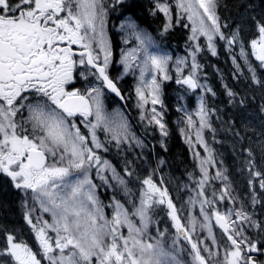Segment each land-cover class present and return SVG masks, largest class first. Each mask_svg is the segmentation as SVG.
Returning a JSON list of instances; mask_svg holds the SVG:
<instances>
[{
    "label": "snow or ice",
    "instance_id": "1",
    "mask_svg": "<svg viewBox=\"0 0 264 264\" xmlns=\"http://www.w3.org/2000/svg\"><path fill=\"white\" fill-rule=\"evenodd\" d=\"M177 8L192 22L190 40L197 43L189 53L187 75L181 67H188L186 59H177L175 82L189 89L212 92L198 82V38L207 39V47L215 56L214 38L225 41L231 50L239 40V28L231 35L221 30L217 0H177ZM156 9L169 19L166 31L171 26L169 6L157 0ZM105 16L102 0H0V175L25 195L30 192L42 213L35 219L34 210L24 213L35 236L36 251L11 232L0 229V264H264L259 258L264 255L259 246L264 243V224L243 208L222 212L214 206L215 191L212 198L206 195L211 180L222 182L221 201L231 197L232 189L226 170L218 169L215 176L209 173L215 160L203 136V130L211 127L203 97L195 113L199 127L192 114L186 113L188 129H195L196 143L207 153L206 157L194 153L200 178L190 174L198 191L187 201L193 206L199 203L202 221L191 215L187 223L183 221L168 189L154 182L155 170L142 180L137 177L141 185L137 197L129 187L133 162L126 161L119 172L99 154L108 149L98 138L97 129H103L109 137L107 143L114 141L118 149L123 144H141L119 112L112 116L105 112V89L124 99L108 72L113 52L105 31ZM137 27L130 19L121 24V30L134 37L137 46L122 51L119 63L123 74L139 70L137 106L143 110L149 102L153 105L150 116L142 111L141 118H148L167 136L162 114L155 105L163 106L162 82L172 79L167 72L170 57L150 51L151 37ZM255 29L258 35L250 41L251 54L264 68V21L256 20ZM124 43H128V38ZM240 56L252 73L253 83L264 87V81L257 78L256 69L248 62L243 45ZM233 63L239 70L235 57ZM146 73L151 74L150 80ZM77 75L88 82L84 90L72 87ZM89 77H94L95 83ZM228 94L234 95L231 91ZM260 112L264 113V106ZM76 116L82 117L87 134L71 119ZM181 132L193 144L190 132ZM245 151L251 156L250 150ZM93 169L103 185L123 192L130 207L115 196L110 204H102L98 186L90 176ZM252 175L261 177L262 173ZM188 187L184 185L186 190ZM260 188L264 189V178L260 179ZM259 202L253 193L252 203ZM105 207L112 209L110 216ZM159 212H166L171 221L175 236L171 244L165 240L168 230L158 227ZM43 214L50 219H44ZM213 220L223 240L217 239ZM154 224L156 236L151 234ZM197 227L207 232L205 239L196 238ZM248 228L258 230L262 239L250 238L246 234ZM181 240L187 242V249L178 247ZM185 251L190 262L180 258Z\"/></svg>",
    "mask_w": 264,
    "mask_h": 264
},
{
    "label": "rangeland",
    "instance_id": "2",
    "mask_svg": "<svg viewBox=\"0 0 264 264\" xmlns=\"http://www.w3.org/2000/svg\"><path fill=\"white\" fill-rule=\"evenodd\" d=\"M111 0H102V4L105 7L106 11V16H105V31L107 34V38L111 44L112 47V61L109 64L108 72L113 73V76H110L115 80L117 83V86L120 88L121 92H123L124 99L122 101L126 102L127 105H123L122 101L119 100L117 97L114 95H107V91L104 90V94L102 96L103 102H104V107H105V112L109 114L110 116L114 115L115 113L119 112L123 119L127 122L129 126V131L132 133L137 140L141 142L140 145L136 143H132L131 145L129 144H123L119 149L116 147L115 142L113 141L112 143H107V140L109 139L108 135L103 131V129H97V136L98 138L105 143V146L107 149H109L112 145H114V149H117L119 151L120 157L122 158V167L125 166L126 161H132L133 163L130 165V167H135L138 163L142 162L145 157V153H147L148 147L146 142H144V138L137 130V127L134 124L133 119L129 118V114L127 111V108L129 105L132 104L137 110V117H139V123L142 124L144 127L147 128H153L156 131H159V127L155 124L149 123L148 118L142 119V111L147 112L150 116L151 113V108L153 105L149 102L147 105H145V108L142 110L140 109L138 105V97L136 96V86L139 82L140 78V72L138 69H134L133 71L128 72L127 74H123V66L119 63L121 59V53L122 51H127L131 48H134L137 46V41L135 40L134 37H128V33L125 31L121 30V24L124 23L127 20H132L133 22L136 23L137 30L138 31H143L146 32L152 39V47L150 48V51H154L157 54L160 55H167L170 57L168 66H167V72L169 76L172 77L171 80L174 81V84L176 86L175 90H173V95L175 96V107L177 109L178 113V119L176 121L177 124V129L179 133L182 136V140L186 143L187 147L189 148V152H191L192 158L195 161L194 164H196L197 170L193 173H191V177H195V179L200 178V171H199V161L198 159L194 156L195 152H199L201 157H206L207 153L205 152L204 148L201 147L198 143H196V137H195V129H188V126L186 124V113L192 114L193 119L196 121V127H199V118L195 115V113L198 111V105L200 102V98L203 97V100L205 102V106L208 109L209 115H208V122L210 123L211 127L210 128H205L203 130V136L204 140L208 144L209 148L212 150V154L215 160V167L209 166V173L211 176H215V173L218 169H223L226 170V175L228 176V182L231 185V197H225L224 200H219L220 196V190L222 188V182L219 180H211L206 187V195L209 198L213 197V192L215 191L216 193V200L217 203L214 205L217 207L220 211H226L228 208H232L233 210L235 209H240L243 208L247 212L253 214L254 218L257 219L258 221L264 223V189L260 188V179L264 178V118H263V113L260 112L261 106H249V107H244L241 108L237 114H235L233 111H231L230 106H233L235 109H237L238 106L235 104V93L226 85V83L223 82V80L220 78L224 90H225V95L228 98V103L226 104H221L219 105L218 101V94L214 90L209 78H207L206 75V65L209 64L207 61V57L205 53V47H207V39L204 37V40H200L198 38V43L200 45L201 51L197 53V63L200 65V69L198 72V82L201 85H204L208 88L212 89V92H206L203 88L200 89H189L186 85H178L176 84L175 80L177 78V72H176V61L179 58H185L186 63L188 67L181 66L184 69L183 74L187 75L188 72L190 71V65H191V57L189 55L190 51L194 48L195 44L197 41H192V40H186L183 41V43L178 46L177 44L173 42H161L159 41L156 37L153 36L149 30L141 25L135 18L129 14V13H124L120 17L118 16V23H116V33H117V50L114 49V43L112 41V38L110 36L109 28H108V12L106 10L108 3ZM260 2L261 0H257ZM264 2V0H263ZM159 3H166L169 6V10L171 13V21L170 23H177L179 20L183 19L186 21V23L190 26V37L192 36V22L188 20L187 15L182 13V10L177 8V0H159ZM156 4L157 0H154V7L156 9ZM157 10V9H156ZM253 11V8H252ZM154 14L157 11H153ZM160 12V11H159ZM162 13L164 19H165V24L169 23L168 17L165 16L163 12ZM254 16L255 20H263L264 15L262 13L259 14H253L250 10L245 11L244 14L240 15L245 17L248 16ZM242 20V19H241ZM264 21V20H263ZM220 23V21H219ZM221 24V30L225 33V35H231L233 31H236L238 29V25L235 24L233 27H227L226 25ZM240 36L239 40L237 41L236 44H234L229 50L228 46L226 45V42L223 40H220L218 37L214 38V44L215 41H219L223 43L226 49V53H228L229 60H230V65H232L233 68V74H235V77L239 76L245 78L246 76H250L252 78V73L249 71L248 65L245 63L244 59L241 58L240 56V47L241 45L244 46L247 57H248V62L252 65L253 68L256 69V76L258 79L261 81H264V74L259 70V68L256 66V64H259V61H256L254 56L251 54V48H250V41L252 39H247L249 40L248 43L244 42L241 40L243 34L241 29H239ZM252 32H256L255 26L254 27H248L245 28L244 35L251 34ZM257 35H255L254 38H257ZM125 38H128V43H124ZM208 48V47H207ZM205 56V59H203L202 55ZM233 57L236 58V63L240 65V69L238 70L236 68V65L233 63ZM263 70V69H261ZM109 73V75H111ZM146 78L148 80L151 79V74L146 73ZM246 75V76H245ZM233 77V76H232ZM235 80H239L235 78ZM93 83H95V79L91 78ZM163 81L162 85L164 82ZM242 83L244 82L243 79L240 80ZM87 82L82 84L83 90L87 86ZM257 87V90H254V95L256 97V100L262 99L264 100V87H262L259 84H255ZM123 88V89H121ZM163 87L161 89V99L163 101V106L161 105H155L156 109L158 112H161L162 117H163V122L166 126V116L167 115V106L164 104L165 100L163 98ZM231 91L234 93L233 96H230L228 92ZM214 93V94H213ZM105 95V97H104ZM104 97V98H103ZM255 107V108H254ZM228 108V109H227ZM183 109V110H182ZM224 114V116H223ZM74 119L75 122L77 123V126L80 127L81 131L85 134H87V129L84 127V125L81 123L82 117ZM142 126V127H143ZM142 128L145 130V128ZM167 129V128H166ZM181 129H185L188 132H190L191 137H192V142L195 144V147H193V144H189L186 141L185 135L182 134ZM146 131V130H145ZM147 132V131H146ZM161 133V132H160ZM165 136H163L164 138ZM241 138H245L248 140V146L247 150L251 151V156H249L248 151H246L247 157L245 158L242 156L241 158V164L242 168L239 169L236 166H233L232 163L234 162V157L236 156V151L233 150L234 145L236 142H241ZM108 152V153H107ZM231 152V153H230ZM104 153H107L108 155H104ZM115 152L111 151H103L101 150L99 154L103 159H106L110 162V164L117 169V171L122 172L117 165L114 164V162L110 159V154H114ZM230 153V154H229ZM244 157V158H243ZM248 161H251V165L248 164ZM257 161V168L259 170H256L254 163ZM242 171L244 172L242 174ZM253 172H260L262 173L261 177H256L253 176ZM246 173H248V176ZM153 173L150 172L149 175ZM110 176L111 173H108ZM90 176L92 177L93 183L96 184V180L102 182L96 175V170L93 169L90 172ZM154 176V175H153ZM188 179L180 183V186L177 191H169V194L171 197L176 198L173 199L174 203L176 204L177 208L181 210L180 214L183 217V221L185 223L188 222L189 216H195L198 221H202V217L200 216V205L197 202L194 206L190 205L187 203L189 200V197H194L196 194V184L195 181L190 178V175H188ZM247 177V181L245 183V178ZM154 182L157 183L158 186L159 183L155 180L153 177ZM0 180H1V189L4 191L7 190V185L6 183L11 181L0 175ZM252 181V184H249V181ZM184 185H188V190L184 188ZM12 186V184H11ZM244 186L246 188H244ZM252 192L250 194L249 190ZM103 188L110 189V195L113 197L115 196L117 199L121 200L122 203H126V206L130 207L129 204H127V197L124 196L122 191L119 190H114V188L107 187L106 185H102ZM129 187L133 190L135 195L138 197L139 195L135 191L134 187L129 184ZM10 191V190H9ZM7 191V192H9ZM12 194L11 196L17 200V205L15 208L17 210H14L16 214V223L13 225L12 221L10 219H7V214H2L4 216V222L7 223V225L2 224L3 222L0 221V229L7 230L14 234L17 237V240H23L26 243L29 244L30 247L33 248L34 251L37 250V244L35 241V236L34 233L31 230V227L26 223L24 220V213L29 210V208H33L35 206V202L32 199V195L29 192L27 195L24 194L22 190H17L13 186L11 187ZM98 191V188H97ZM253 193H255L256 198L259 203L253 204L252 203V196ZM98 195V192H97ZM234 199V203H233ZM30 203V206L27 204ZM7 208V213L10 212L11 208L10 206L6 207ZM12 211V210H11ZM112 209L105 207V213L106 215L111 214ZM160 213V212H159ZM157 215L158 221H159V214ZM42 213H40L38 216H41ZM37 215H34V217H38ZM33 218V219H35ZM44 219H50V216L48 214H43ZM235 219V217H233ZM10 223V226L8 222ZM261 222V223H262ZM165 220H163L160 225H158L159 229L161 231L167 229V235L165 237V240L168 244H171L172 240L175 238L174 236V229H169L166 226H164ZM17 226V228H16ZM171 226V224H169ZM24 228H26L24 230ZM22 231V232H21ZM213 231L216 234V237L218 240H223L224 238L222 237L221 230L215 226L214 220H213ZM256 229L248 228L246 234L252 238V239H257L260 240L262 237L258 238ZM151 234L153 236H156V225L154 224L152 229H151ZM207 237V232L206 231H201L199 227H197V236L196 238L198 239H205ZM0 242H2V234H0ZM209 244H211V241H208ZM181 245V243H179ZM261 246L264 245L260 244ZM222 255V253H221ZM46 263V262H45Z\"/></svg>",
    "mask_w": 264,
    "mask_h": 264
},
{
    "label": "trees",
    "instance_id": "3",
    "mask_svg": "<svg viewBox=\"0 0 264 264\" xmlns=\"http://www.w3.org/2000/svg\"><path fill=\"white\" fill-rule=\"evenodd\" d=\"M120 4L123 5V7L119 9ZM115 10L117 11L115 12ZM249 10L253 14L262 13L264 15L263 0H261L260 2H258L257 0H217V15L219 17L220 23L226 25L228 28L233 27L235 24H237L238 28L241 29L243 34L241 40L247 43L249 41L247 39H253V37H255V35L257 34V32H252L251 34L244 35L245 28L255 26L254 16L251 15L245 18L243 16H240L244 14L245 11H247L248 13ZM153 11H157L154 7V0H125L120 3L115 2L114 8H110L111 23L108 32L110 33V36L114 43V49L117 50L118 47L116 33L117 20L115 19L119 14L124 13L131 14L135 18V20L141 23V25L145 26L149 30V32H151L153 36L161 42H173L180 46L183 41L190 39V26L186 23L185 20L181 19L177 23L171 24V26L165 31L166 24L162 13L158 11L154 14ZM199 39L202 41L204 40V37L200 36ZM215 47L217 52L215 56L211 54V51L207 47H205L204 54H206L207 61L209 62V64L206 65V75L207 78H209L214 90L218 94L217 102L219 103V105L228 103V98L225 95L224 86L220 80L221 78L223 82L226 83V85L235 93V104L240 106L237 109H235L233 106H230L231 111H233L235 114H237V112H239L240 109L244 107H256L258 105L264 106V100H256L254 90H257V86L254 85L252 78L246 75L245 78L240 77V75L235 77V74H233V68L232 65H230L231 62L229 60L228 53H226L227 51L223 43L215 41ZM201 55L203 59L206 60L205 56L203 54ZM256 66L264 74V68H261L259 64H256ZM234 77L239 80H235ZM242 79L244 81L243 83L240 81ZM162 87L163 98L165 100L164 104H166L168 109L167 115H165L168 135L164 138L159 131H156L153 128L144 127L139 123L137 110L134 106H132V104L127 108L128 114L130 116L129 118L133 119L137 130L141 132L145 140L144 142H146L148 147L147 153H145L146 155L144 157V160L138 163L135 167H131V169L134 171V175L130 178V183L134 187L138 195L141 185L137 180V177L142 180L143 178L149 176L150 172L153 173V170H155L153 177L159 183V185L161 184V180H163V183L168 191L172 190L173 192L178 190L180 183L188 179V175H190L192 172L194 173L197 170L191 152H189V148L187 147L184 140H182L183 138L176 128L178 113L174 104L175 96L173 95V90H175L176 88L174 81L169 80L168 82H164ZM123 92L124 90H122V94ZM242 101L243 103H241ZM123 105H127V101ZM142 126L147 132L142 129ZM241 142L242 143L237 141L233 148V150L236 151V156L234 157L235 160L232 165L238 167L239 169L242 168V164L240 162L242 156H244L245 158L247 157L245 150L248 146V140L245 138H241ZM108 151L115 152L112 155L110 154L109 157L114 162V164L117 165L120 170H122L124 167H122V158L120 157V155H118L119 151L117 149H114V145H112L108 149ZM107 153H104V155H108ZM161 161H163V163H161ZM254 166L256 167V170H259L257 168V161H255ZM243 173L244 172L242 171V174ZM246 174L247 175L245 176L249 175L248 173ZM246 181L247 177L245 178V183ZM96 185L98 186L97 192L102 204H110L112 200L110 189L103 188V183L98 180H96ZM244 188L246 187L244 186ZM247 190H249L248 186ZM249 192L250 194H252L250 190ZM172 198L176 200V198ZM7 206L9 207L10 203L7 202L0 191V221L3 222L2 224L7 225V223L4 222V216L2 215L7 214V219H10L12 221V224L14 225L16 223L15 221H17L16 214H14L11 210L9 213H7ZM159 214V221L157 219V221L159 222L158 225H160V223L165 220L164 226H169V224H171V221L167 218L166 212H160ZM18 222L19 221H17V223ZM8 224L10 226L9 222ZM262 224L264 223L262 222ZM257 234L258 238L262 237L258 231Z\"/></svg>",
    "mask_w": 264,
    "mask_h": 264
},
{
    "label": "flooded vegetation",
    "instance_id": "4",
    "mask_svg": "<svg viewBox=\"0 0 264 264\" xmlns=\"http://www.w3.org/2000/svg\"><path fill=\"white\" fill-rule=\"evenodd\" d=\"M123 1H125V0H120V2H123ZM115 2H116V0H111L109 3H108V6H107V8H106V10H107V12H108V28H109V26H110V23H111V21H110V8H114V6H115ZM119 2V3H120ZM121 7H123V5H121L120 4V7H119V9L121 8ZM117 10H115V12H116ZM122 14H119L118 16L120 17ZM118 16H117V18L115 19V20H117L118 19ZM114 20V21H115ZM116 22V21H115ZM117 23H118V21H117ZM78 51H79V49H77ZM109 73H110V71H109ZM111 75L110 76H113L114 77V75H113V73H110ZM91 78H94V77H91ZM115 78V77H114ZM89 80H91L90 79V77H89ZM86 81L85 80H83L82 78H79V76L77 75V78L72 82V87H74V88H79V89H81V90H83V88H82V84H84ZM88 83V82H87ZM69 90H71V89H69ZM106 90V89H105ZM107 91V90H106ZM107 95L109 96V95H113V94H110L108 91H107ZM115 96V95H114ZM104 97H105V95H104ZM103 97V98H104ZM26 114V113H25ZM74 118V117H73ZM76 119H78V118H81L80 116H76L75 117ZM0 183H1V180H0ZM6 184H8L7 185V190L5 191H3L2 189H1V186H0V191H1V194H2V196H4V198L7 200V202L8 203H10V208H11V210H12V212L15 214V212H14V210H17V208H15L16 207V203H17V200H15L12 196H11V194H12V191H11V184H10V182H8V183H6ZM1 185V184H0ZM10 190V191H9ZM7 191H9V192H7ZM98 197H99V195H98ZM99 199H100V197H99ZM35 202V201H34ZM27 204L30 206V203H28V201H27ZM29 209H32V210H34L33 212H32V215H33V218H35L34 217V215H39L40 213H41V211H40V208H39V205L35 202V206H33V208L31 207V208H29ZM29 211V210H28ZM26 228H24V230H25ZM22 232V231H21ZM182 241V240H181ZM183 242H185L184 244H179L178 245V247H183L184 249H187L188 248V245H187V242L186 241H184L183 240ZM262 249H264V245H259ZM253 255H257V254H253ZM180 258L183 260V261H185V262H190V257L188 256V254H187V251H185V252H183V253H181L180 254ZM261 260H264V255H262V256H260L259 257Z\"/></svg>",
    "mask_w": 264,
    "mask_h": 264
},
{
    "label": "water",
    "instance_id": "5",
    "mask_svg": "<svg viewBox=\"0 0 264 264\" xmlns=\"http://www.w3.org/2000/svg\"><path fill=\"white\" fill-rule=\"evenodd\" d=\"M108 91V90H107ZM109 92V91H108ZM110 94H113V95H115L114 93H111L110 92ZM115 97H117L116 95H115ZM119 100H121L122 101V99H120L119 97H117ZM162 186H163V188H165V186L162 184ZM214 224H215V221H214Z\"/></svg>",
    "mask_w": 264,
    "mask_h": 264
}]
</instances>
